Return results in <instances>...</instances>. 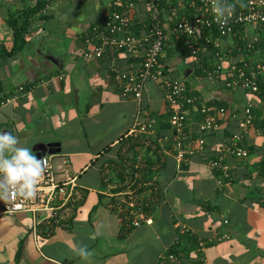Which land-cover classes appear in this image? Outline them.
<instances>
[{
  "label": "crops",
  "instance_id": "0c3cea01",
  "mask_svg": "<svg viewBox=\"0 0 264 264\" xmlns=\"http://www.w3.org/2000/svg\"><path fill=\"white\" fill-rule=\"evenodd\" d=\"M113 1L50 0L29 20L16 49L14 25L26 23L25 11L37 0H0V131L18 137V146L34 154L57 143L60 152L50 155L59 178L67 177L66 158L81 192L65 221L30 212L0 213V264H159V255L179 235L178 223L191 230L179 235L181 247L189 248L181 264H264V98L200 74L194 58L168 35L161 58L168 76L184 81L202 104L241 114L252 103L256 115L245 136L249 156L232 161L224 185L207 160L236 130L234 122L223 124L207 137L203 152L179 164L170 111L158 85L147 81L140 102L123 97L109 61L83 55L85 32L107 15ZM170 2L163 5L166 15L173 8ZM147 23L145 5L139 3L133 30L144 33ZM256 33L246 25L223 39L222 48L232 49L230 61L245 59L243 44ZM118 59L123 66L141 61L127 53ZM139 109L155 121V129L126 137ZM186 110L191 119L182 148L199 135L198 115ZM129 156L138 168L125 161ZM129 170L141 174V183H153L138 192L145 206L142 224L134 228H124L109 204V186L120 190ZM1 201L0 208L6 202ZM190 238L213 242L201 250ZM80 246L92 255H77L74 249Z\"/></svg>",
  "mask_w": 264,
  "mask_h": 264
},
{
  "label": "built area",
  "instance_id": "2783aa9c",
  "mask_svg": "<svg viewBox=\"0 0 264 264\" xmlns=\"http://www.w3.org/2000/svg\"><path fill=\"white\" fill-rule=\"evenodd\" d=\"M173 8L166 15L164 3L169 0H114L107 15L92 24L85 32L83 55L88 60H108L109 70L123 97L140 102L147 81H152L163 91L170 111V126L177 141L175 157L180 164L187 155L203 152L207 137L222 128L226 122H234L236 130L224 138L216 155L208 158L207 165L218 173V184L231 178L233 160H245L249 150L245 145V136L256 118L254 106L249 103L240 114L226 107H213L202 104L198 95L191 93L186 83L165 73L161 58L168 35L182 40L188 54L210 79H221L230 88L242 87L264 98V0H227L232 6L226 20H217L213 13L216 0H170ZM174 1L175 5L172 3ZM143 3L147 10V28L144 33L133 30L136 7ZM167 17V19H166ZM169 24V31L167 29ZM246 25H252L257 33L243 44L245 59L242 62L230 61L232 49L222 48L225 38L236 34ZM120 53L138 55L141 61L123 66L118 59ZM20 90H25L20 86ZM186 107L199 117L195 139L181 147V141L187 133L191 117ZM142 109L137 112L133 125L126 134L137 135L153 132L155 121L143 117ZM192 143V144H191ZM45 170L37 187L35 196L24 200L14 193L1 206L0 213L13 215L30 212L34 216L46 214L47 221H65L71 215L73 207L81 198L77 175L69 172L70 162L63 160L67 177L60 179L50 154H43ZM133 157L125 161L133 168L139 164ZM140 173L126 172V182L115 192L109 186L110 207L115 210L124 228L140 226L143 221L145 203L138 196L141 187L153 186L152 182L141 183ZM179 235L191 234L190 228L178 223ZM177 236L170 248L159 255L158 263L171 262L181 264L185 253L181 250V238ZM213 242L197 240V248L204 249ZM196 246V245H195Z\"/></svg>",
  "mask_w": 264,
  "mask_h": 264
},
{
  "label": "clouds",
  "instance_id": "9594fccd",
  "mask_svg": "<svg viewBox=\"0 0 264 264\" xmlns=\"http://www.w3.org/2000/svg\"><path fill=\"white\" fill-rule=\"evenodd\" d=\"M232 6L227 0H216L213 13L217 20H226ZM19 139L7 131H0V200H6L11 194L24 200L32 199L43 177L45 160L43 155L37 158L33 149L18 146ZM80 257L87 259L92 253L86 246L74 249Z\"/></svg>",
  "mask_w": 264,
  "mask_h": 264
},
{
  "label": "trees",
  "instance_id": "16d2710c",
  "mask_svg": "<svg viewBox=\"0 0 264 264\" xmlns=\"http://www.w3.org/2000/svg\"><path fill=\"white\" fill-rule=\"evenodd\" d=\"M49 1L50 0H37V3H36V5L34 6V7H32V8H29V9H27L26 11H25V14H24V16H25V18H26V23L22 26V27H20V28H17L16 27V25H14V27H15V29H14V34H15V36H14V48H18L19 47V44L21 43V41H23L22 40V35H21V32L22 31H27V29H28V25H29V20L31 19V18H33L36 14H38L39 12H41L46 6H47V4H49ZM13 23H14V21H13ZM261 36L262 37H264V35H262L261 34ZM26 41V40H25ZM180 41V45L186 50V48H185V46H184V42L182 41V40H179ZM186 52H187V50H186ZM188 53V52H187ZM11 54V53H10ZM200 68V67H199ZM201 69V68H200ZM200 74H202V69H201V73ZM262 86L264 87V83L262 84ZM1 103V102H0ZM225 105V104H224ZM226 106V105H225ZM197 240L194 238H190V242L193 244V245H196L195 247H197V242H196ZM209 244V243H208ZM207 244V245H208ZM184 253H189L188 252V250H189V248H182L181 249Z\"/></svg>",
  "mask_w": 264,
  "mask_h": 264
},
{
  "label": "water",
  "instance_id": "95a60500",
  "mask_svg": "<svg viewBox=\"0 0 264 264\" xmlns=\"http://www.w3.org/2000/svg\"><path fill=\"white\" fill-rule=\"evenodd\" d=\"M36 150H40V149H36ZM60 152V148L58 147V144L57 143H51V144H48L46 145V151L44 152H40V151H37V158H39L41 155L43 154H55V153H59Z\"/></svg>",
  "mask_w": 264,
  "mask_h": 264
},
{
  "label": "rangeland",
  "instance_id": "374dc122",
  "mask_svg": "<svg viewBox=\"0 0 264 264\" xmlns=\"http://www.w3.org/2000/svg\"><path fill=\"white\" fill-rule=\"evenodd\" d=\"M4 201H6V200H4ZM2 203H3V201H1Z\"/></svg>",
  "mask_w": 264,
  "mask_h": 264
}]
</instances>
